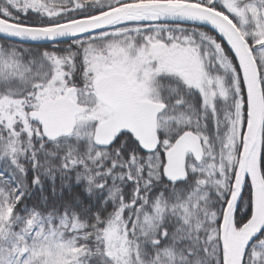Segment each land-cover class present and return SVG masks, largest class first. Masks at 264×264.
I'll use <instances>...</instances> for the list:
<instances>
[{
  "label": "snow or ice",
  "instance_id": "obj_1",
  "mask_svg": "<svg viewBox=\"0 0 264 264\" xmlns=\"http://www.w3.org/2000/svg\"><path fill=\"white\" fill-rule=\"evenodd\" d=\"M0 264H264V0H0Z\"/></svg>",
  "mask_w": 264,
  "mask_h": 264
}]
</instances>
